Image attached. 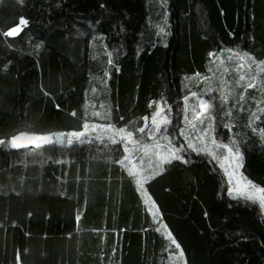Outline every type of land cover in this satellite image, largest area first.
Wrapping results in <instances>:
<instances>
[{"label":"trees","instance_id":"16d2710c","mask_svg":"<svg viewBox=\"0 0 264 264\" xmlns=\"http://www.w3.org/2000/svg\"><path fill=\"white\" fill-rule=\"evenodd\" d=\"M223 50L264 60V0H0V264H264L260 208L229 196L208 154L181 147L140 188L120 145L51 140L85 123L140 140L157 103L176 130L206 87L215 139L236 141L242 175L264 187V121L247 127L264 89L222 100Z\"/></svg>","mask_w":264,"mask_h":264},{"label":"rangeland","instance_id":"374dc122","mask_svg":"<svg viewBox=\"0 0 264 264\" xmlns=\"http://www.w3.org/2000/svg\"><path fill=\"white\" fill-rule=\"evenodd\" d=\"M161 23H164V17L162 18ZM237 53L239 52L233 51V50H223L218 55H216L214 59L212 60L211 73L212 75L215 74V76L219 77L220 83L222 84V91H224V93L223 92L222 93L226 97L224 101H227V102H229L230 100L234 101L236 88L244 89L243 94H245L244 92L247 91L248 89H256L257 87H259L260 89L261 88L264 89V74H259V76H257L256 66L254 64H252L251 71L249 72L248 66L252 62L248 60L243 61L244 68L241 71L246 77L249 75L253 77H257L255 81L256 86L253 88H247V83L250 82L247 79L245 81H240L239 84H237L240 72L236 71V65L241 63L238 55H236ZM198 85H199V81L194 83V86L196 88H200V86ZM207 91L208 90L206 87L200 88L198 90L191 89L189 94L186 96L187 100H185V98L183 100L184 114L182 116L180 126L177 127L176 130H173V128L170 129L169 127L171 123V117H170V114L167 108L165 109L160 103H157L156 108L158 106L163 108L164 111L161 113V115H166L169 123L167 125H161L162 130L157 131L152 124V115H151L150 117H148L147 120H145V128H144L145 130L142 134V137L140 138V141L142 142V144H148V145H152V144L159 142L160 144L165 145V148L163 149V151H166L167 145L171 144L172 148L176 150L178 155H180L181 153L180 152L181 147H185L193 151L192 148L188 146L189 143L193 144L197 148H203L205 147V142H206L208 147L211 149V151H213L217 156L221 157L220 159H214V160L218 163L220 167H221V164L224 165V167H221L224 173H225V169H227L228 172H231L233 168L235 167V165L231 163L230 159H224V157L228 156V152L225 149L217 148L214 144H212L213 139L217 143H220L215 139L213 132H212V128H211L212 127V121H211L212 120V104H211L210 109L204 112H201L200 107H199L200 98H203L210 102V100L204 97L205 94H207ZM192 93H196V95L193 96ZM197 113L199 115H197ZM88 125H89V128L87 130L84 128V130L80 132L82 133V135L79 137H76V136L70 137L69 133L68 134H58V135L53 136L51 140L52 142H57V143H67V142L69 143V140L71 141L81 140L83 138H91L92 136H94L98 139H101V138L107 139L109 142L113 143L112 139H115L116 142L114 143V145L118 144L123 149L122 150L123 157L130 163L131 173L136 176L137 181L138 180L140 181V183L138 184L140 188L144 185V182L147 180V177L149 176V175L148 176L146 175L148 171H152V170L153 172L159 171L161 170L162 166L165 164L164 163L160 165L159 167H157L158 161L154 154L155 149H153L150 152V154L146 156L142 147L133 145L131 143H127L125 140H122L121 137L118 135L113 137V134L111 131H105L104 129L100 127H97L95 130L92 129V125L99 126L100 124H88ZM113 129H116V128L113 127ZM205 129H208V132L206 135L204 132ZM150 130L153 133L151 136L149 135ZM202 135L205 136V140L203 141L199 139V137ZM164 137H167V139H164ZM177 140H179L178 145H176L175 143L177 142ZM26 141H29V139L26 138ZM223 144H226V143H223ZM125 147H127L129 151L126 152ZM193 152L200 153V154L202 153L208 154L206 151H200V152L193 151ZM140 159L144 161L145 165H142V163L139 162ZM150 161H151V166L149 164ZM137 162L138 164H136ZM240 174H242L241 167L237 171V177H239ZM226 176L228 180V185L230 187L229 176L228 175ZM231 186L235 187V179L233 180ZM148 204L151 205L149 201H148ZM255 204L259 207L258 203H255ZM149 208H151L150 211L154 213L152 205ZM260 210L264 216V209L260 208Z\"/></svg>","mask_w":264,"mask_h":264},{"label":"snow or ice","instance_id":"6c2138e0","mask_svg":"<svg viewBox=\"0 0 264 264\" xmlns=\"http://www.w3.org/2000/svg\"><path fill=\"white\" fill-rule=\"evenodd\" d=\"M28 23V21L21 17L20 18V25H26ZM19 27H14L11 30H9L8 32L4 33V35L6 36H13L18 34L19 31ZM162 31V30H161ZM37 47H39V45H37ZM211 55V54H210ZM236 55H238L241 63L236 65V71L240 72L239 75V79L237 81V84H239L240 81H245L246 79L249 80L250 82L247 83V88H253L256 86L255 81L257 79V77H253L251 75L249 76H245L243 74V72L241 71L244 68V63L243 61L248 60L251 61L252 63L248 66L249 67V72L251 71V66L252 64H254L256 66V72H257V76H259V74H264V60H256L254 57H252L251 55H249L248 53H237ZM109 63L111 64L112 61L111 59H109ZM105 75H107V72H105ZM193 96L196 95V93H192ZM221 99L224 100L226 99V97L223 95H221ZM240 99L243 100L244 99V94L240 93ZM185 100H187V97H185ZM260 103H264V102H258V112L261 114H264V107H260L259 104ZM199 107L201 112L207 111L210 109L211 107V103L203 98H200L199 100ZM163 108L161 107H157L156 111L152 114V124L155 127V129L157 131H161V125H167L169 123L168 118L166 115H161V113L163 112ZM74 115V113H73ZM197 115H199L197 113ZM229 115H231L229 113ZM143 119L147 120V117H144ZM256 119H261L262 121H264V115H260L258 116L256 112H253L251 117L249 118V123L247 125V127L251 128L253 133H256L257 131V127L253 126V122ZM97 127H100L102 129H104L105 131H111L113 134V137L118 135L121 137L122 140H125L127 143H131L133 145H137L143 148L145 155H149L150 152L155 149V156L157 158V167H159L160 165L164 164V163H170L172 159L175 160H179L181 159V156L177 154L176 150H174L171 146V144L167 145L166 151H163V149L165 148V145L160 144L159 142L152 144V145H148V144H142V142L138 139H134V134L132 131H126L125 128H118V129H113L112 125H92V129L95 130ZM84 128L87 130L89 128V125L87 123L84 124ZM144 128L143 127H139L136 129V131L139 132H144ZM205 135L208 132V129L204 130ZM153 133L151 132V130L149 131V135L151 136ZM24 134H20L17 136H13L11 137L10 143L11 146L14 148H19L22 145L21 141V136H23ZM82 133H69V136H76L79 137L81 136ZM164 139H167V137H164ZM200 140H205V136L202 135L199 137ZM260 139L261 141H264V128L260 129ZM29 143H33L36 146H39V142H43V143H50V139L47 136H41V137H35L34 139H31L28 141ZM112 142L115 143V139H112ZM5 143V141L0 140V144ZM69 143H71V140H69ZM212 144H214L217 148H223L228 152V156L224 157V159H230L231 163H233L235 165V167L233 168V170L231 172H228L227 169H225V173L226 175L229 176V184L230 187L228 189V194L230 196L233 197V199H245L247 201H250L252 203H258L259 207L261 209H264V187H261L257 184H255L253 181H251L250 179H248L247 177L243 176L242 174H240L239 177H237V171L238 169L242 166L243 164V155L241 152L240 147L235 146L236 145V141H231L230 144H223V143H217L214 139L212 140ZM190 148H192L193 151L196 152H200V151H206L208 153V155L212 156L213 159H220V156H217L213 151H211V149L208 147L207 143L205 142V147L203 148H197L195 147L193 144L189 143L188 145ZM125 151H129V149L127 147H125ZM150 166H151V161L149 162ZM221 167H224L223 164H221ZM131 174V173H130ZM235 179V187H232V182ZM137 183L139 184L140 181L138 180ZM168 238L171 240L172 244H175L177 249H179L180 245L176 243L175 239L171 238V234L169 233ZM179 255L182 257L183 256V252H180Z\"/></svg>","mask_w":264,"mask_h":264},{"label":"crops","instance_id":"0c3cea01","mask_svg":"<svg viewBox=\"0 0 264 264\" xmlns=\"http://www.w3.org/2000/svg\"><path fill=\"white\" fill-rule=\"evenodd\" d=\"M153 171V170H152Z\"/></svg>","mask_w":264,"mask_h":264}]
</instances>
